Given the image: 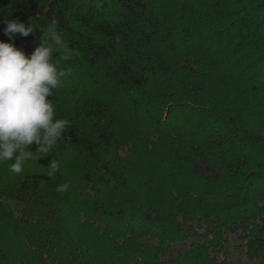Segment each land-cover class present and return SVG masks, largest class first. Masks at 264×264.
Instances as JSON below:
<instances>
[{
    "label": "trees",
    "instance_id": "obj_1",
    "mask_svg": "<svg viewBox=\"0 0 264 264\" xmlns=\"http://www.w3.org/2000/svg\"><path fill=\"white\" fill-rule=\"evenodd\" d=\"M0 16L31 21L24 37L0 19L26 54L52 19L76 53L48 97L70 121L56 149L0 165V264H233L237 225L264 264V0H0Z\"/></svg>",
    "mask_w": 264,
    "mask_h": 264
},
{
    "label": "clouds",
    "instance_id": "obj_2",
    "mask_svg": "<svg viewBox=\"0 0 264 264\" xmlns=\"http://www.w3.org/2000/svg\"><path fill=\"white\" fill-rule=\"evenodd\" d=\"M6 34L27 37L34 32L31 21L23 22L0 16ZM75 53L58 31L52 19L43 31L41 43L29 55L13 43L0 41V165L11 162L9 169L21 173L31 160L50 155L63 138L70 121L57 117L55 90L63 86L71 69L60 66ZM35 144V151L31 150ZM39 154V155H38ZM47 176L54 177L59 162L52 160ZM70 185L61 184L58 192Z\"/></svg>",
    "mask_w": 264,
    "mask_h": 264
},
{
    "label": "rangeland",
    "instance_id": "obj_3",
    "mask_svg": "<svg viewBox=\"0 0 264 264\" xmlns=\"http://www.w3.org/2000/svg\"><path fill=\"white\" fill-rule=\"evenodd\" d=\"M21 205H22L21 203H18L17 207L19 208ZM183 222L187 227H190L191 221H189L188 219H183ZM194 225L201 231L205 229V227H202L201 223L197 219L194 221ZM234 229H235L234 231H230V240L227 242L225 246V251L228 259L231 260L233 264H259L258 259L252 260L247 258L245 248H241L237 246L239 243L242 242V240L237 238V234H236L237 231H240V226L237 225L235 226ZM187 246L188 244L174 246L172 255L175 256L178 251L186 249ZM217 256L220 259L223 258V255L220 253H217Z\"/></svg>",
    "mask_w": 264,
    "mask_h": 264
}]
</instances>
